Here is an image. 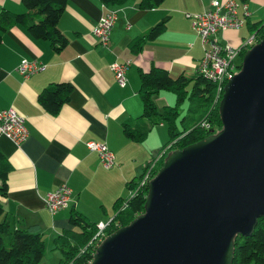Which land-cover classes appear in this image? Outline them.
<instances>
[{
	"label": "crops",
	"instance_id": "0c3cea01",
	"mask_svg": "<svg viewBox=\"0 0 264 264\" xmlns=\"http://www.w3.org/2000/svg\"><path fill=\"white\" fill-rule=\"evenodd\" d=\"M213 1L165 0L145 10L139 0H126L119 6L99 0H67L57 24L65 43L60 50L48 39H32L20 26L4 32L0 40V110L12 107L19 113L28 138L15 146L0 134V152L11 166L5 182L7 193L0 201L4 213L17 219L20 228L38 229L44 250L62 230L71 229L67 219L72 210L90 223L106 225L114 214L113 203L129 196L127 183L141 176L163 149L168 132L162 122L153 126L149 122L150 132L141 143L131 142L121 131V125L135 122L143 111L137 92L138 73L148 72L153 64L166 69L172 78L197 77L195 70L203 50L191 22L193 16L209 10ZM110 9L117 19L108 45L103 47L93 36V27ZM2 10L27 12L20 0H0ZM235 10L244 23L264 20V0H237ZM162 23L165 31L153 40L144 39L140 52L134 55L130 47L137 38ZM250 30L245 23L238 30L218 32L216 37L222 45L236 49ZM23 60L36 61L43 71L22 78L15 70ZM113 61L129 63L123 88L112 75ZM62 82L72 85L70 98L59 114L49 116L38 106L37 94L50 83ZM170 100L160 92L154 104L163 109ZM90 141L110 150L115 158L111 169L105 170L97 154L86 147ZM61 185L70 189V201L65 209L51 215L42 197ZM59 255L53 254V264Z\"/></svg>",
	"mask_w": 264,
	"mask_h": 264
},
{
	"label": "water",
	"instance_id": "95a60500",
	"mask_svg": "<svg viewBox=\"0 0 264 264\" xmlns=\"http://www.w3.org/2000/svg\"><path fill=\"white\" fill-rule=\"evenodd\" d=\"M223 88L222 130L168 153L144 213L107 235L91 264L233 262V238L264 217V38Z\"/></svg>",
	"mask_w": 264,
	"mask_h": 264
},
{
	"label": "trees",
	"instance_id": "16d2710c",
	"mask_svg": "<svg viewBox=\"0 0 264 264\" xmlns=\"http://www.w3.org/2000/svg\"><path fill=\"white\" fill-rule=\"evenodd\" d=\"M99 1L108 6H119L126 0ZM139 1L141 9L149 10V8L158 7L165 0ZM240 1L246 3L249 0ZM20 2L27 12L20 14L11 13L9 10L0 12V40L8 28L20 26L32 39H48L57 50L64 47L63 35L61 31H58L57 24L67 0H20ZM263 21L253 22V24L245 21L247 26H251L250 32H255L259 41L264 38ZM165 29L163 23L154 26L143 38H137V41L130 47V51L137 55L144 39L153 40ZM242 53L241 55H244ZM138 79H140V85L137 92L143 105V111L141 110L140 116L135 122L128 121L121 125V131L126 139H130L133 143H141L150 132L149 122L153 125L162 122L165 125L168 132L167 143L161 149L164 151L162 156L152 166L150 177H153L160 170L168 153L183 149L222 130L218 108L224 91L215 100L216 90L205 80L198 76L172 78L166 69L158 68L153 64L148 72L139 71ZM200 81L203 83L201 84ZM72 88L69 83H50L37 94L38 106L49 116L59 114L63 103L65 104L69 100ZM162 91L173 94L175 104L164 107L159 114L158 108L154 104V97ZM184 100H187L189 105L185 113L180 116L178 109ZM205 120L210 129L200 127V124ZM152 162L145 166L141 176L130 179L127 183L129 196L119 197L113 203L114 214L103 230L106 237L119 227L128 226L132 219L144 213V201L148 186L139 187V181ZM10 167L0 152V200L7 193L5 182ZM67 220L71 229L62 230L55 236L52 243V249L60 253L56 263L91 264L96 249L89 242L92 241L96 233L97 224L90 223L84 215L75 210L71 211ZM253 229L251 235L246 237L236 235L233 238L234 250L232 253L234 256L231 264H264V217L261 216L256 221ZM37 231V228L30 226L29 228H20L17 219L4 213L0 201V264H40L45 250L44 240Z\"/></svg>",
	"mask_w": 264,
	"mask_h": 264
},
{
	"label": "built area",
	"instance_id": "2783aa9c",
	"mask_svg": "<svg viewBox=\"0 0 264 264\" xmlns=\"http://www.w3.org/2000/svg\"><path fill=\"white\" fill-rule=\"evenodd\" d=\"M237 0H226L224 3H218L213 1L210 9L202 12L200 15L193 16L191 25L197 38L200 39L201 48L203 50V56L198 62L195 75L205 80L208 84L212 85L216 90L215 100L223 93L224 85L230 79H232L241 67L238 62H241V53L244 54L251 49L254 43L259 42L258 36L255 32L251 33L248 38L240 43L236 49L230 48L229 45H222L216 35L218 32L229 30H238L244 26V22L237 16L236 13ZM242 9L246 13V6L242 4ZM101 19L98 20L93 27V36L100 42L101 46L107 47L109 43V35H111L112 25L116 21L117 17L113 9L108 10ZM264 22V21H263ZM264 31V23H263ZM242 53V54H243ZM129 63H117L112 62L110 69L114 80L119 88L126 86L127 80L125 79V73L129 68ZM17 73L22 78H28L34 75L37 71H43V67L38 66L37 62H28L23 60L21 64L16 68ZM201 128L210 129L207 121L200 124ZM0 134L6 137L15 146L20 145L28 138L26 124L24 118L20 116L13 108H7L0 110ZM89 150L95 152L101 160V165L105 170L112 168L115 164V158L110 150L104 144H97L94 142L85 143ZM163 150L159 151L154 161L147 168L148 170L141 177L139 187L147 185L150 182L152 166L156 160H158ZM70 189L67 185H61L56 191L46 194L42 197L44 207L51 215L59 212L67 207V203L70 201ZM107 224V223H106ZM106 225H97L96 233L92 238L93 247L97 249L98 245L106 238L103 230ZM96 251V250H95Z\"/></svg>",
	"mask_w": 264,
	"mask_h": 264
},
{
	"label": "rangeland",
	"instance_id": "374dc122",
	"mask_svg": "<svg viewBox=\"0 0 264 264\" xmlns=\"http://www.w3.org/2000/svg\"><path fill=\"white\" fill-rule=\"evenodd\" d=\"M238 62L241 64L240 59H238ZM162 94H167L170 97L171 100L168 101L169 106H173L175 104L174 103V96L171 93H169L167 91H165V92L162 91ZM188 105H189V103L187 102V100H184L182 102V104L179 105L178 113L180 114V116L185 113L186 109H188ZM161 110H162V108H159L157 110V112L159 114H161ZM151 126H153V124ZM46 249H47V247H46ZM46 249H45V255H43V257H42V261L44 260L43 261L44 264H53L52 263V256H53V254H56V253L58 254L59 252L57 250H52L51 244L49 245V249H47V250Z\"/></svg>",
	"mask_w": 264,
	"mask_h": 264
}]
</instances>
